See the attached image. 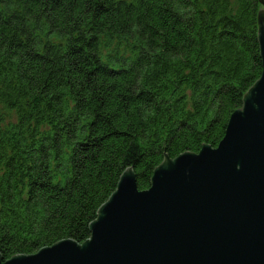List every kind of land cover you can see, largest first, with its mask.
<instances>
[{"label": "trees", "instance_id": "trees-1", "mask_svg": "<svg viewBox=\"0 0 264 264\" xmlns=\"http://www.w3.org/2000/svg\"><path fill=\"white\" fill-rule=\"evenodd\" d=\"M263 8L0 0L1 256L84 244L127 170L145 191L167 158L218 147L263 72Z\"/></svg>", "mask_w": 264, "mask_h": 264}, {"label": "water", "instance_id": "water-1", "mask_svg": "<svg viewBox=\"0 0 264 264\" xmlns=\"http://www.w3.org/2000/svg\"><path fill=\"white\" fill-rule=\"evenodd\" d=\"M258 39L261 78L218 147L167 158L145 191L127 170L87 242L0 264H264V8Z\"/></svg>", "mask_w": 264, "mask_h": 264}, {"label": "rangeland", "instance_id": "rangeland-1", "mask_svg": "<svg viewBox=\"0 0 264 264\" xmlns=\"http://www.w3.org/2000/svg\"><path fill=\"white\" fill-rule=\"evenodd\" d=\"M5 119L8 121V122H6V123H10V122H15V120H13L12 118H11V116H12V113H10V112H5Z\"/></svg>", "mask_w": 264, "mask_h": 264}]
</instances>
